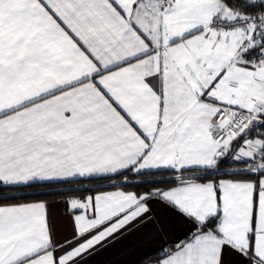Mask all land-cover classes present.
<instances>
[{
	"label": "snow or ice",
	"instance_id": "6c2138e0",
	"mask_svg": "<svg viewBox=\"0 0 264 264\" xmlns=\"http://www.w3.org/2000/svg\"><path fill=\"white\" fill-rule=\"evenodd\" d=\"M140 229L135 264H264V0H0V264Z\"/></svg>",
	"mask_w": 264,
	"mask_h": 264
},
{
	"label": "crops",
	"instance_id": "0c3cea01",
	"mask_svg": "<svg viewBox=\"0 0 264 264\" xmlns=\"http://www.w3.org/2000/svg\"><path fill=\"white\" fill-rule=\"evenodd\" d=\"M61 201L62 199H57L49 201V203L58 231L63 235L65 234L67 220ZM153 209L159 214L160 210L157 206L153 205ZM178 233L179 229L176 228L171 235L175 237ZM148 234L149 229H140L130 233L100 255L94 257L93 264H135L148 247L154 246L152 241L146 239Z\"/></svg>",
	"mask_w": 264,
	"mask_h": 264
},
{
	"label": "trees",
	"instance_id": "16d2710c",
	"mask_svg": "<svg viewBox=\"0 0 264 264\" xmlns=\"http://www.w3.org/2000/svg\"><path fill=\"white\" fill-rule=\"evenodd\" d=\"M43 198L47 199L48 201L62 199L61 197H58V196H45Z\"/></svg>",
	"mask_w": 264,
	"mask_h": 264
}]
</instances>
